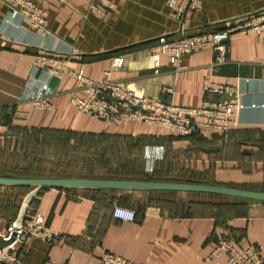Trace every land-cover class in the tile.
Returning <instances> with one entry per match:
<instances>
[{"label":"crops","instance_id":"0c3cea01","mask_svg":"<svg viewBox=\"0 0 264 264\" xmlns=\"http://www.w3.org/2000/svg\"><path fill=\"white\" fill-rule=\"evenodd\" d=\"M33 1L47 11V35L30 29L21 15L12 18V6L0 0V177L39 178L43 165H61L81 152L115 172L130 163L149 176L264 193L261 39L232 35L224 65L215 64L210 49L184 57L179 72L162 56L156 74L149 50L161 38H177L179 30L168 0H110L104 16L90 8L95 0ZM263 7L264 0H202L185 25L189 35L222 30ZM45 54L67 59V71L95 81L121 56L124 64L112 72L113 82L177 106L222 101L203 93L205 79L230 83L237 92L225 100L239 103V126L231 140L215 133L183 139L137 121L116 126L82 114L75 104L87 95L83 84L37 66V56ZM29 82L53 90L49 109L22 99ZM33 192L26 215H42L60 238L54 244L28 239L22 246L27 264H102L108 252L140 264H226L224 257L206 262L224 236L239 250L264 246V202L171 191L0 186L1 236ZM117 206L134 210L135 222L115 220Z\"/></svg>","mask_w":264,"mask_h":264},{"label":"built area","instance_id":"2783aa9c","mask_svg":"<svg viewBox=\"0 0 264 264\" xmlns=\"http://www.w3.org/2000/svg\"><path fill=\"white\" fill-rule=\"evenodd\" d=\"M12 6V18L21 15L24 22L32 30L47 35V11L33 0H3ZM67 4L68 0H57ZM90 8L104 16L105 8L112 6L110 0H95ZM202 0H168L167 6L173 12L179 25L178 36L167 40L161 38L157 45L149 50L155 64V73L159 74L162 56H169L176 71L185 70L181 63L186 56L198 50L210 49L215 53V64L224 65L228 62V43L234 34L254 35L264 43V7L244 18H241L222 30L189 35L186 19L197 12ZM17 8H20L18 10ZM68 60L54 54L39 55L36 65L47 68L49 75H70L80 81L87 95L77 99L76 108L82 114L104 119L119 126L124 121L132 120L146 125L167 130L172 137L188 138L202 133H215L228 138L239 126L238 112L240 105L234 100H208L200 107H184L168 103L162 99L138 96L111 80L112 72L120 69L124 58H114L112 68L104 72L101 81L92 80L83 72L67 71ZM207 96L218 98L235 96L237 88L230 83H217L205 79L202 86ZM170 90H167V92ZM53 90L48 85H36L29 82L23 100L38 109H49ZM113 218L122 222L134 223V210L117 206L113 210ZM5 240L14 238V242L0 251V264H27L26 254L22 246L28 239L54 244L60 238L58 232L48 228L40 214L26 215L20 224L11 226ZM226 258V264H264V246L250 247L239 250L228 236L218 240L215 249L206 258L210 262L215 258ZM102 264H140L122 256L105 253Z\"/></svg>","mask_w":264,"mask_h":264},{"label":"water","instance_id":"95a60500","mask_svg":"<svg viewBox=\"0 0 264 264\" xmlns=\"http://www.w3.org/2000/svg\"><path fill=\"white\" fill-rule=\"evenodd\" d=\"M20 10V8H17ZM227 99L223 97L222 101ZM244 154H249L244 150ZM0 186H21L43 188H61V189H84V190H132V191H171L185 193H202L227 196L238 199L254 200L264 202V193L252 192L240 189H234L224 186L190 184V183H173V182H151V181H123V180H88V179H20L0 177ZM35 192L30 193L21 208L18 218V224L23 220L30 201L34 198ZM14 242L5 240L0 235V251Z\"/></svg>","mask_w":264,"mask_h":264},{"label":"rangeland","instance_id":"374dc122","mask_svg":"<svg viewBox=\"0 0 264 264\" xmlns=\"http://www.w3.org/2000/svg\"><path fill=\"white\" fill-rule=\"evenodd\" d=\"M85 146L86 145H83L82 147L84 148ZM82 155L83 153L79 152L77 153V155L67 156V158L64 159V162L60 163L61 165H58L59 163H57L56 165L55 164L43 165L42 169H45V170H43L41 174L46 175V176H49V175H67V176L85 175V176H91L95 178V177H101V176H107L110 174L119 173V171L115 172L112 169L111 164H106V163L101 164L102 161L96 162V160L89 159L88 157L82 156ZM121 167L123 170L124 168H129V165L123 164V166ZM121 174L123 175L125 174V172L124 173L122 172Z\"/></svg>","mask_w":264,"mask_h":264},{"label":"trees","instance_id":"16d2710c","mask_svg":"<svg viewBox=\"0 0 264 264\" xmlns=\"http://www.w3.org/2000/svg\"><path fill=\"white\" fill-rule=\"evenodd\" d=\"M235 132L236 131L231 132L230 135L228 136L227 140L232 138V136L234 135ZM58 137H59V140L64 141V142L66 141V139L64 137H62L61 135H58ZM221 137L224 138L223 136H221ZM183 139H186V138H183ZM128 164H129V168H126L125 174H123V175L121 174L123 171H121L117 174H110L107 176H101V177H95V178H93L91 176H85V175H82V176L51 175V176H48L49 178H44L46 176L40 174L38 176L39 178H20V179H88V180H107V181L123 180V181H151V182H173V183L201 184L198 182L186 181V180H168L167 178H164L163 175H161V174H154L153 176H149L146 173L136 172L134 165L130 164V163H128ZM204 185H209V184H204ZM27 188H29V187H27ZM71 190H75V189H71ZM95 191H98V190H95Z\"/></svg>","mask_w":264,"mask_h":264}]
</instances>
